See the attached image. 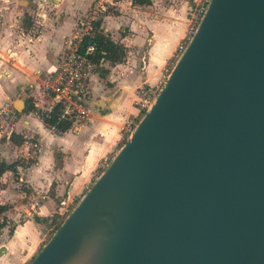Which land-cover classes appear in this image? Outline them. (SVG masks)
<instances>
[{
    "label": "water",
    "instance_id": "1",
    "mask_svg": "<svg viewBox=\"0 0 264 264\" xmlns=\"http://www.w3.org/2000/svg\"><path fill=\"white\" fill-rule=\"evenodd\" d=\"M28 264H264V0H208L150 106Z\"/></svg>",
    "mask_w": 264,
    "mask_h": 264
},
{
    "label": "crops",
    "instance_id": "2",
    "mask_svg": "<svg viewBox=\"0 0 264 264\" xmlns=\"http://www.w3.org/2000/svg\"><path fill=\"white\" fill-rule=\"evenodd\" d=\"M30 1L0 0V106L9 105L7 114H0V157L21 161L15 172L0 177V203L11 206L3 214L13 223L10 234L5 226L0 229V264H27L42 247L46 228L34 222L33 214L60 215L97 177L98 162L113 156L122 143L123 123L141 116L133 105L136 88L158 92L173 65L171 55L184 35L189 10L201 0H150L148 5L101 0L108 9L100 16V29L124 47L125 55L118 63L101 60L88 80V116L63 132L22 108L25 101L36 109L50 107L42 78L56 68L65 44L75 40V25L91 0L72 3L69 11L59 0L52 4L51 17L40 9L34 20L38 25L24 30L19 24L24 11L30 13V5L47 6V0ZM10 131L23 137L21 145L10 144ZM33 141L39 146L34 152Z\"/></svg>",
    "mask_w": 264,
    "mask_h": 264
},
{
    "label": "built area",
    "instance_id": "3",
    "mask_svg": "<svg viewBox=\"0 0 264 264\" xmlns=\"http://www.w3.org/2000/svg\"><path fill=\"white\" fill-rule=\"evenodd\" d=\"M207 2L208 0H201L189 10L184 35L177 43L171 55L173 63L195 32ZM104 12V7L99 5L92 10L88 17L80 21L75 40L68 41L65 44L64 49L58 55L56 68L50 73L45 74L42 78L40 87L44 93L50 95V107L53 105L59 107L61 118L82 120L88 116V80L90 74L95 71L102 58L94 61L92 59L94 56L93 44L80 47L79 42L83 36L90 37L92 35V21L100 18ZM155 95L156 92L150 95L147 89L142 86L136 88L133 105L138 112L143 113L150 106ZM8 109V103H3L0 106V114L6 115ZM135 123L132 120H127L123 123L120 128L121 141H125ZM30 146L33 152L37 151L39 147L35 141L31 142ZM110 159L111 157H105L98 162L97 169L99 172L104 169Z\"/></svg>",
    "mask_w": 264,
    "mask_h": 264
},
{
    "label": "trees",
    "instance_id": "4",
    "mask_svg": "<svg viewBox=\"0 0 264 264\" xmlns=\"http://www.w3.org/2000/svg\"><path fill=\"white\" fill-rule=\"evenodd\" d=\"M132 3H136L139 5H148L150 4V0H132ZM100 21V18L92 21V35L90 37L83 36L79 42V45L80 47H84L87 44H93L94 56L92 57V59L94 61H97L98 59L102 58L103 60H107L110 63H118L123 59L125 55V49L121 44L112 41L108 34L102 32V30L100 29ZM23 24L24 18L22 21V25ZM22 110L35 111L37 116L41 119L44 124L50 126L52 129L58 132H63L67 130L70 127L71 123L74 121L72 118H61L59 115V107L57 105L51 106L48 110H41L36 109L29 101H25ZM7 140L10 142L11 145L15 146H19L23 143V137L12 131L8 133ZM123 142L124 141H122V143ZM20 163V158L14 159L11 162H5L4 159L0 157V177L6 171L15 172L16 165H19ZM1 186L2 182L0 181V187ZM9 207L11 206L0 203V229L6 226V224L10 223L3 214ZM57 216L58 215H56L55 213L45 217H40L33 214L32 218L35 223H37L43 228L55 223L54 229H56L62 222V218L59 219ZM12 228L13 224L10 230H8V234L11 233ZM54 229L52 230V232L54 231ZM45 242L46 240L43 242V244ZM28 263L29 261L27 262V264Z\"/></svg>",
    "mask_w": 264,
    "mask_h": 264
},
{
    "label": "rangeland",
    "instance_id": "5",
    "mask_svg": "<svg viewBox=\"0 0 264 264\" xmlns=\"http://www.w3.org/2000/svg\"><path fill=\"white\" fill-rule=\"evenodd\" d=\"M2 1V0H1ZM24 1H26V2H31L30 0H24ZM59 0H47V6L46 7H44V6H39V5H35V6H33V5H30V8H28V10H31L30 11V13H27L28 11H24V13L22 14V19L24 18V24L22 25V23H21V21H20V23L19 24H21L22 26H24L25 28H23L24 30L25 29H27V28H29V27H35L36 25H38V23L37 22H35L34 20H35V17H37V14H36V12L38 11V10H40V9H43L44 11H45V13H46V15H48V16H52L51 14H52V12H53V10H54V7H53V5L52 4H55V3H57ZM80 1H84V0H64L62 3H61V8H63L64 10H70V7H71V4L72 3H77V2H80ZM37 2L38 3H42L43 2V0H38V1H35V3L37 4ZM44 3V2H43ZM99 5H101V6H103L104 7V9H105V11L108 9V7L106 6L107 4L105 3V2H103V1H101V0H91L90 1V5H89V8H87V10L83 13V15H84V17L86 18V17H88L90 14H91V12H92V10L93 9H95L97 6H99ZM61 10V9H60ZM64 15V12L63 11H61V13H60V16L62 17ZM84 17L82 18V20L84 19ZM0 20H1V17H0ZM77 22H78V19H77ZM79 24H80V22L79 23H77L76 25H75V29H76V27L78 26L79 27ZM171 69V68H170ZM169 73V72H168ZM142 115V114H141ZM13 158V157H12ZM100 172H98V174H99ZM97 174V175H98ZM76 201H78V200H72L71 201V203L67 206V207H65L62 211H61V214L60 215H58L57 217L59 218V219H61L62 218V220L66 217V215L69 213V211L73 208V206L76 204ZM12 222H10V223H8V224H6V226H5V229H6V231H7V233H8V230H10V228L12 227ZM54 226H55V223L54 224H50V225H48V226H46V228H45V235H44V240H43V242L46 240H48L49 239V237L52 235V233L56 230V229H54ZM54 229V231L52 232V230ZM52 232V233H51ZM51 233V234H50ZM42 242V243H43Z\"/></svg>",
    "mask_w": 264,
    "mask_h": 264
}]
</instances>
